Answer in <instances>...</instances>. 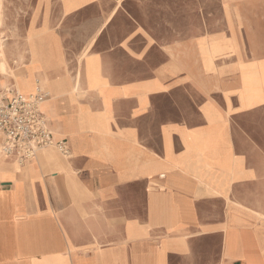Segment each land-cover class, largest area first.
Returning <instances> with one entry per match:
<instances>
[{"label": "crops", "instance_id": "0c3cea01", "mask_svg": "<svg viewBox=\"0 0 264 264\" xmlns=\"http://www.w3.org/2000/svg\"><path fill=\"white\" fill-rule=\"evenodd\" d=\"M8 6L70 154L0 159V264H264V0Z\"/></svg>", "mask_w": 264, "mask_h": 264}, {"label": "built area", "instance_id": "2783aa9c", "mask_svg": "<svg viewBox=\"0 0 264 264\" xmlns=\"http://www.w3.org/2000/svg\"><path fill=\"white\" fill-rule=\"evenodd\" d=\"M48 93L38 89L24 96L16 88H9L0 104V154L16 158L20 163L34 159L38 152L56 147L64 156L70 150L65 139L55 140L49 119L42 112Z\"/></svg>", "mask_w": 264, "mask_h": 264}, {"label": "rangeland", "instance_id": "374dc122", "mask_svg": "<svg viewBox=\"0 0 264 264\" xmlns=\"http://www.w3.org/2000/svg\"><path fill=\"white\" fill-rule=\"evenodd\" d=\"M168 10H176V14L162 15L161 17L162 19H167L168 21L173 22L175 20L179 21L181 18H183L181 14H183L185 8H162V11ZM15 12L18 14H22L24 13V8H12L8 6V0H0V40H5L8 67L10 70V73H8L7 75L5 73L0 72V97L3 96V91L5 92L10 88V78H13L15 80V86L21 94L27 96L32 93H35L38 90V78L35 76V73L32 68H35L36 66H41L42 59H46L47 57H49L50 66H56L59 64L64 65L65 63L63 60L61 61L59 55L54 54V52L49 55L46 54L43 48V43H41V39L38 38L39 35L38 37H35V33H30L26 40V24L8 21ZM27 41L29 44V48H26ZM156 41L161 46H168L170 42L183 40L160 39ZM212 46L214 45L212 44ZM214 52L208 60L211 66L215 58ZM28 54L30 55V57L27 63ZM19 73H24L27 76H32V79L26 82H20L18 78ZM41 84L43 88H46L48 86L43 81L41 82ZM0 159L4 160L3 156H0Z\"/></svg>", "mask_w": 264, "mask_h": 264}, {"label": "bare ground", "instance_id": "6f19581e", "mask_svg": "<svg viewBox=\"0 0 264 264\" xmlns=\"http://www.w3.org/2000/svg\"><path fill=\"white\" fill-rule=\"evenodd\" d=\"M0 72L5 73L6 75L8 73H10V70H9V67H8V58H7V52H6V44H5V40H3V39L0 40ZM18 75H19L18 78H19L20 82H26V81L32 79V76H27L24 73H19ZM33 78H34V76H33ZM0 104H1V97H0Z\"/></svg>", "mask_w": 264, "mask_h": 264}]
</instances>
